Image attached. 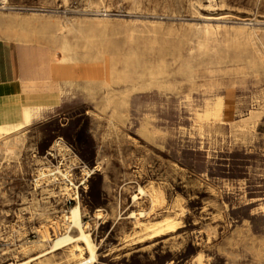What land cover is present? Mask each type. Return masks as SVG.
Masks as SVG:
<instances>
[{"label":"rangeland","instance_id":"rangeland-1","mask_svg":"<svg viewBox=\"0 0 264 264\" xmlns=\"http://www.w3.org/2000/svg\"><path fill=\"white\" fill-rule=\"evenodd\" d=\"M0 32L105 71L57 83L61 100L28 124L16 125L12 100L14 127L0 137V264L33 256L21 245L77 199L93 264H264V0H0ZM55 167L72 174L74 202L66 181L41 179ZM137 184L163 195L147 219L176 214L179 227L124 246Z\"/></svg>","mask_w":264,"mask_h":264},{"label":"bare ground","instance_id":"bare-ground-1","mask_svg":"<svg viewBox=\"0 0 264 264\" xmlns=\"http://www.w3.org/2000/svg\"><path fill=\"white\" fill-rule=\"evenodd\" d=\"M255 44L256 43H254V45ZM13 99L17 102L16 92H14L12 89V83L1 84L0 85V137L1 138L4 137V134L6 133L7 130L11 131L10 127L12 128L14 127V126H10L11 125L10 114L12 109L11 103ZM104 101L108 105L114 102V101L112 102L111 90H106L104 92ZM44 104L45 103L42 101H36L33 104L29 105V107L20 110L21 118L18 119V116L16 114V118H17L16 125L22 123L28 124L37 117H39L40 112L46 108ZM102 106L104 107V105ZM3 122L6 123L7 125L6 128H4L1 125V123ZM55 145L59 146V148L63 147V145L59 144V142H56ZM5 146H7L6 143ZM99 166H100L99 163H96L92 168L89 169V172L98 170ZM86 173L87 175L89 174L88 171H86ZM82 183H84V181H82ZM64 192L68 194L67 187H64ZM130 197H131V202L135 204L136 208L130 210L127 215V217L131 219V223H132L131 226L133 230L132 232H126L121 236L122 238L121 241L124 244V246L129 244L144 243L146 241H155L157 238L161 237L162 235H165L166 233L171 231H175L179 227V223H178L179 217H176V214L166 213L163 214L159 219H147L148 214L152 211L154 202L158 201V199H162L163 197L160 191L148 192V189H146L144 186L137 184L134 190L131 192ZM142 197H145L148 201L149 206L147 209H144L140 206V199H142ZM162 200H163L162 202H164V199ZM98 212H101V209L96 208L94 210V213H98ZM83 216L84 215L82 214L80 208L79 199H77L75 201V204L70 206L69 209L60 216L59 220H53V221L50 220L42 225V227L38 230L39 239L37 241L31 242L30 244L21 245V252L23 254H27L31 251H35L33 256L32 255L27 256L23 260L15 259L13 261H8L5 264H31L30 262L33 260H39V259L41 260L43 257L46 256L54 257L57 255L65 256L67 260L70 261L69 264H93L94 262L97 261V245L94 242L91 233L89 232L90 225L88 222L83 221L82 219ZM60 221L62 222L61 225L63 226L64 229L62 233L58 231ZM50 229L53 232V236H54L53 238H50L51 237ZM83 253H86L87 256L86 257L83 256ZM198 264H201L199 259H198Z\"/></svg>","mask_w":264,"mask_h":264},{"label":"crops","instance_id":"crops-1","mask_svg":"<svg viewBox=\"0 0 264 264\" xmlns=\"http://www.w3.org/2000/svg\"><path fill=\"white\" fill-rule=\"evenodd\" d=\"M95 65L94 59L82 55L61 51L49 58V51L44 46L16 45L13 40L0 39V85L12 83L19 107L14 108L18 119L21 118L20 110L36 101H42L46 106L40 115L47 114L49 102L53 103L58 96L61 100L62 94L57 89L59 82L104 77V66Z\"/></svg>","mask_w":264,"mask_h":264},{"label":"built area","instance_id":"built-area-1","mask_svg":"<svg viewBox=\"0 0 264 264\" xmlns=\"http://www.w3.org/2000/svg\"><path fill=\"white\" fill-rule=\"evenodd\" d=\"M66 172H67V177L64 175V173H66ZM40 174H41V179H44L48 175V176H51L50 177V178H52L51 180H53L56 183L59 181H62V182L66 181L68 184H66L65 187L68 188V193L70 190V193L67 194V196H69L68 200H69V202L70 201L74 202V178L71 177L72 174L70 172H68V171L61 172L59 167H55L52 170H48L47 173L41 172Z\"/></svg>","mask_w":264,"mask_h":264}]
</instances>
